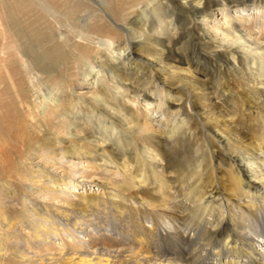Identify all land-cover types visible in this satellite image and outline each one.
Instances as JSON below:
<instances>
[{"label": "bare ground", "instance_id": "obj_1", "mask_svg": "<svg viewBox=\"0 0 264 264\" xmlns=\"http://www.w3.org/2000/svg\"><path fill=\"white\" fill-rule=\"evenodd\" d=\"M129 1H114L118 11L127 10L120 20L129 48L115 54L128 61L134 76L126 83L117 75L113 95L105 87L93 95L101 114L91 115L97 117L95 136L84 138L95 152L75 144L62 148L68 161L112 178L94 181L101 193L76 194L79 208L60 209L51 227L61 246L45 232L38 239L45 251L53 250L46 259L264 264V0H158L166 4L163 12L148 9L145 3L155 0ZM137 10L141 24L128 20ZM7 18L0 13V24ZM163 32L168 42L157 38ZM111 43L105 38L91 47L101 58ZM95 58L80 67L83 76L102 73ZM35 78L45 88L41 103L52 102L58 85ZM172 80L188 89L198 122L181 106L182 94L168 85ZM132 94L146 98L145 109L157 114L149 119L148 111L132 109L125 102ZM52 127L55 134L77 136L75 127ZM87 173L75 172L78 180L53 173L48 178L80 187Z\"/></svg>", "mask_w": 264, "mask_h": 264}, {"label": "rangeland", "instance_id": "obj_2", "mask_svg": "<svg viewBox=\"0 0 264 264\" xmlns=\"http://www.w3.org/2000/svg\"><path fill=\"white\" fill-rule=\"evenodd\" d=\"M114 1L0 0V13L8 17L6 23L0 24V264H56L55 259H46L53 250L45 251L39 236L43 237L45 232L53 243L61 246L51 227L58 222L60 209L79 208L81 202L76 194L101 193L103 190L94 181L112 178L109 173L96 174L85 168L84 162L68 161L62 156V150L75 144L95 152L94 143L84 138L88 134L95 136L97 117L91 115L101 114L93 95L102 94V87L113 95L117 75L126 83L134 76L128 61L115 54L122 47L127 51L129 48L120 20V15H127V10L118 11ZM129 2L122 0V3ZM145 4L148 9L157 6L162 12L166 6L165 3L158 5V0ZM137 11L128 20L138 22L142 14ZM84 37L94 43L109 38L112 43L106 52L100 53V58L91 47L94 43L85 41ZM157 38L170 40L167 32ZM90 57H96L101 65L102 73L98 76L81 73L80 67ZM36 76L51 88L58 85V95L52 102L41 103L46 98L45 88H39ZM168 85L182 94L181 106L191 121L198 122L189 110L188 89L174 80ZM132 96L133 99H125L132 109L148 111L149 119L157 114L152 113V107L145 109L146 98ZM112 123L120 127L116 121ZM52 124L60 131L75 127L77 136L55 134ZM55 135H59L57 141H54ZM60 136L66 142H61ZM54 142L57 145L51 149ZM73 170L88 172L80 187L65 186L48 178L53 173L59 178L80 179ZM60 187L70 192H55ZM119 240L124 241L122 237Z\"/></svg>", "mask_w": 264, "mask_h": 264}]
</instances>
